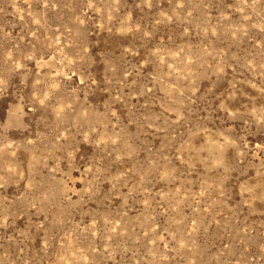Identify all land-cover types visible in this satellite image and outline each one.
I'll use <instances>...</instances> for the list:
<instances>
[{"label":"rangeland","instance_id":"374dc122","mask_svg":"<svg viewBox=\"0 0 264 264\" xmlns=\"http://www.w3.org/2000/svg\"><path fill=\"white\" fill-rule=\"evenodd\" d=\"M0 264H264V0H0Z\"/></svg>","mask_w":264,"mask_h":264}]
</instances>
